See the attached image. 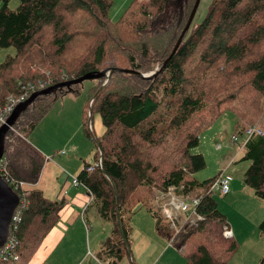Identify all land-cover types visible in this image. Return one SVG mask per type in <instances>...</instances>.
<instances>
[{"label": "trees", "instance_id": "1", "mask_svg": "<svg viewBox=\"0 0 264 264\" xmlns=\"http://www.w3.org/2000/svg\"><path fill=\"white\" fill-rule=\"evenodd\" d=\"M9 1L0 0V48L14 54L0 63V109L38 81L48 88L105 72L92 80L86 106L100 116L105 129L100 137L88 131L84 110V130L101 166L83 168L76 178L92 194L89 206L94 203L113 224L104 244L117 240V247L128 249L133 211L124 207L138 188L155 191L157 205V193L173 187L176 196L200 198L202 220L175 234L156 207L151 214L158 235L185 264H227L236 239L223 234L228 222L215 192H209L215 178H192L205 161L190 150L198 146L199 132L225 113L235 115L237 131L246 138L244 183L264 201V0H213L199 23L192 20L167 63L196 0H132L115 22L109 18L112 0H18L14 10ZM208 34L214 41L198 51ZM79 87L36 97L6 134L0 175L8 185H24L21 193L11 189L27 205L13 234L17 259L0 258V264H30L68 207L35 187L46 158L22 133L34 130L58 99L78 94ZM250 127L263 134L247 135ZM260 228L264 232V221Z\"/></svg>", "mask_w": 264, "mask_h": 264}, {"label": "rangeland", "instance_id": "2", "mask_svg": "<svg viewBox=\"0 0 264 264\" xmlns=\"http://www.w3.org/2000/svg\"><path fill=\"white\" fill-rule=\"evenodd\" d=\"M131 1L112 0L113 6L109 11L110 20L112 22L117 21ZM212 1L200 0L194 17L196 23H199L204 18ZM17 5L18 0H10L8 7L14 10ZM232 33V35L238 38L239 31ZM219 37L225 38L226 36L225 34H220ZM213 41L214 36L212 37L208 34L205 36L204 44L198 48V51L204 49ZM13 54L14 50L12 48H0V63L8 55ZM93 85V81H85L80 85L78 95L72 99L74 104L81 106L80 112L78 115H72L66 126L63 125L61 128L59 126H52L53 131L48 128V135L45 137L47 134V128L43 125V119L46 118L44 116L45 113L43 114L44 117L42 116L36 122L35 125L37 127L35 130H33L34 127L32 129L30 127L22 133L23 136L28 138L30 143L32 142L34 147L40 141H43L45 144L44 151L51 152L43 154L44 156L47 155L45 156L46 161L52 160V162L45 163V170L40 177V181L44 180V184L39 188L49 198H52L55 191L60 187V181L63 176L58 177L56 173L52 174L53 166H57L60 170L64 171V177L67 176V179L77 178L76 175L68 172L59 162L60 158H73L72 152L67 150L71 149V146L65 145L62 148V152L66 153L67 156L60 157L58 154L61 152L57 151L60 147L57 150L53 147L51 148V142L54 141V145H59V141L63 143L66 138L75 140L76 131L79 130V122L81 132L77 140L89 142L90 144L94 143L87 136L85 130L82 131V111L87 109V113H91V109L86 108V106L88 105L90 88ZM62 100L63 98H60L56 101V106L54 105L55 107L50 111L51 113L62 103ZM263 108L264 105L262 104ZM50 112L47 115L48 117L51 114ZM88 122L87 129L93 137H100L104 133L105 129L98 114L91 113L90 117H88ZM4 123L5 121L2 124ZM235 123V115L225 113L215 120L211 127L199 132V144L196 148L191 149L190 153L202 155L205 167L193 174L192 178L199 182L213 178L216 179L220 175L231 178L228 195L222 196L217 191L214 193V199L220 213L223 214L230 226L240 231V236L235 238L237 250L227 264H258L264 255V232L260 228V223L264 221V201L258 199L254 195L253 190L244 183L243 174L249 166V162L243 160L244 151L242 145L246 138L245 135L239 134ZM16 129L18 128L16 127ZM249 129H253V127ZM257 131L256 129L255 132ZM30 132L31 134L29 135ZM260 132L263 134L262 131ZM232 137H236V141H233ZM199 191L197 189L193 194ZM154 196L155 191L146 187H140L124 207L125 210L130 209L133 211L128 215L129 218L127 220L130 228V236L127 239L128 249L122 245L117 247V240L112 241V244L115 245L104 244L106 239L111 237L113 224L110 220L103 219L99 215L94 203H92L90 206L88 205L89 211L85 216L87 230L84 226V230L79 229L74 233L73 245L67 246L65 241L56 242L53 237L49 236L42 243L40 251H38L36 257L32 258L30 264H42L45 262V264H112L114 260L117 264H137L139 262L144 264L149 262L151 264H185L183 256L177 252L173 245L167 244L163 239H158L161 237L156 231L157 220L151 214V211L154 212V208L157 207L154 202ZM81 213L82 216L85 214L84 212ZM133 232L134 237L132 236ZM142 232L146 234L144 237L139 235ZM136 233H138L137 238L135 237ZM153 234H157L158 238L156 239ZM255 251L256 255L259 253L258 257L255 255ZM160 253L161 257L159 261L155 262ZM117 255H120L121 260L116 257ZM174 255L178 256L177 260H173Z\"/></svg>", "mask_w": 264, "mask_h": 264}, {"label": "crops", "instance_id": "3", "mask_svg": "<svg viewBox=\"0 0 264 264\" xmlns=\"http://www.w3.org/2000/svg\"><path fill=\"white\" fill-rule=\"evenodd\" d=\"M68 95H70V96H68ZM77 95L78 94H76V95L67 94L66 96H64L65 98L63 97L62 103L55 108L53 113H51L50 111L53 109V107L56 106L55 104H54L55 106H53L47 112V114L45 115L46 118L43 119V125H44V127L47 128V134L45 135V137H47V135H48V128H50L53 131L52 126H59V128L63 127V125L66 126L72 115H78L79 114L81 106H77L76 104L73 103V100H72ZM49 112L51 114L48 117L47 115ZM84 114L85 113L83 110L82 111V120H83L82 121V131H84V123H85ZM78 125H79V130L76 131V139L75 140H70L69 138H66L63 143H61V141H59V145H54V141L51 142V148L53 147L54 149L57 150V148L60 147V149L57 150V151L61 152L58 154L60 157H66L67 156L66 153L62 152V148H64L65 145L71 146V149H67V150L72 152L73 158H60L59 162L64 168H66V170L68 172H70L71 174L76 175V176H78V174L81 173V171L85 167V165L92 164L94 162L95 151H96L95 150V144L91 140L90 141L92 142L93 145L90 144L89 142H82L80 140H77V138L81 132L79 122H78ZM83 134H84V132H83ZM34 142H38V141H34ZM31 144H32V142H31ZM44 147H45V144L43 141H40L35 146V148L39 149V151L42 154L51 153V152H45ZM45 156H47V155H45ZM46 162H52V160L45 161V163ZM44 170H45V164H44V167L42 169L41 174H43ZM51 173L52 174L56 173V175L58 177H61L62 175L63 176H62L61 181H60V187L55 191L52 198H49V197L48 198L49 199H56V200L63 199L67 202L68 207L62 213L59 222L57 223L55 228L48 234L46 239L49 236H51L56 240V242L65 241V244L67 246L73 245L74 233L79 229L84 230V226L87 230V224H86L85 216L87 215V213L89 211L88 210L89 209L88 195L85 192V190H83L82 188L69 185L67 176L64 177L65 172L60 170L59 167L53 166ZM40 177H41V175H40ZM39 181H40V179H39ZM39 181L35 186L38 189L40 188L41 185L44 184L43 183L44 180H41L40 182ZM45 183H46V181H45ZM43 194L47 197V195L45 193H43ZM83 209H85V210H83ZM81 212H84L85 214L82 216ZM81 218H82V220H81ZM227 228L232 232V236L234 238H236V237L238 238L240 236V231L237 230L235 227L233 228L232 226H230L229 223H228ZM139 235H141V237H144L146 234L142 232V234H139ZM153 235L155 236L156 239L158 238L157 234H153ZM132 236L134 237V232L132 233ZM135 237L136 238L138 237V233L135 234ZM46 239L44 241H46ZM158 239H162V238H158ZM41 247H42V245H41ZM40 248L38 251H40ZM38 251L34 257H36V255L38 254ZM255 255H256V251H255ZM256 256L258 257L259 253ZM160 257H161V253L159 254V257H157L155 262L159 261ZM177 259H178V256L174 255L173 260H177ZM133 262H134V259H133ZM169 262H167V263H169ZM45 263H42V264H45ZM137 264H144V263L139 262ZM145 264H151V263L149 262V263H145Z\"/></svg>", "mask_w": 264, "mask_h": 264}, {"label": "built area", "instance_id": "4", "mask_svg": "<svg viewBox=\"0 0 264 264\" xmlns=\"http://www.w3.org/2000/svg\"><path fill=\"white\" fill-rule=\"evenodd\" d=\"M46 87V82L38 81L35 85H30L19 97H9L7 104L0 109V125L6 121L8 116L13 112L15 106L23 101H25L32 93L40 91ZM92 100L89 101V106L91 105ZM90 117V112L88 113ZM89 125V122L88 124ZM90 128V126H89ZM256 129H249L246 131L247 135L253 133L261 134L260 130L255 132ZM233 141H236V137H232ZM1 166V165H0ZM101 166V155H97V159L94 160L92 164H89L84 167L87 171L91 172L95 168ZM1 172V167H0ZM1 174V173H0ZM231 178L228 176L222 177L221 175L217 177L213 184L211 185L209 192L217 191L220 195L225 196L229 193V183ZM68 183L74 187H80L88 195V205L92 202V194L90 190L82 183H80L76 178L68 179ZM10 187H13L17 192H20V189L24 186L22 183H9ZM21 193V192H20ZM186 198L176 196L175 189L173 187L168 188L167 192L162 193L158 192L156 195L157 208L160 209L162 216L169 222L170 228L174 229L175 234H178L186 226H192L198 224L202 220V217L197 212V205L199 204L200 198L193 196H185ZM25 199L19 197V203L14 209L13 216L9 226V235L6 240V243L0 249V258H13L17 259L16 256L12 254V250L15 248L16 241L13 234L17 230L18 223L21 220V213L26 207ZM224 236L229 238L232 237V232L225 228ZM171 244V242H169Z\"/></svg>", "mask_w": 264, "mask_h": 264}, {"label": "water", "instance_id": "5", "mask_svg": "<svg viewBox=\"0 0 264 264\" xmlns=\"http://www.w3.org/2000/svg\"><path fill=\"white\" fill-rule=\"evenodd\" d=\"M199 2L200 0L195 1L194 6L190 12L189 18L187 20L186 26L184 30L181 32V35L178 38L172 50V53L170 54L168 59L165 61V63H167L170 60L176 48L179 46L185 32H187V30L189 29L192 23V20L194 19V16L196 14L197 8L199 6ZM116 70L121 71V72H132L129 70H122V69H116ZM110 73L107 75L105 83L107 82ZM104 75H105V72H101L98 74L88 73L75 80L68 81L65 83H60V84L45 88L43 90L36 91L32 93L25 101L17 104L13 112L6 119L5 123L0 126V161L2 160L3 154H4L5 137H6L7 132L12 128L13 124L15 123L17 118L20 116V114L23 113L30 106V104L35 100L36 97L41 96V95L50 94L56 91L57 89H61V88L70 89L72 85H81L85 81H92L95 79H99L103 77ZM152 75H154V73H150L142 77L148 79ZM18 203H19V198L17 194L11 189V187L3 180L2 176L0 175V249L6 243V240L8 238L10 222L13 216L14 209L16 208Z\"/></svg>", "mask_w": 264, "mask_h": 264}]
</instances>
